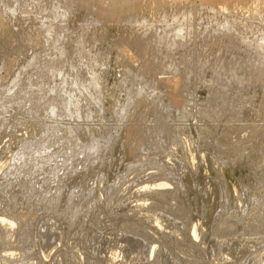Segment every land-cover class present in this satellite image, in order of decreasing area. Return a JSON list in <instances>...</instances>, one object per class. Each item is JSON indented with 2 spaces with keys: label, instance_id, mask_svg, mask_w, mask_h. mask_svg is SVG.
<instances>
[{
  "label": "rangeland",
  "instance_id": "rangeland-1",
  "mask_svg": "<svg viewBox=\"0 0 264 264\" xmlns=\"http://www.w3.org/2000/svg\"><path fill=\"white\" fill-rule=\"evenodd\" d=\"M109 2L0 0V79L6 77L3 81L0 80V98L13 85L15 73L24 71L22 68L31 62L33 55L39 54L40 57L34 68L38 71L37 74L28 71L27 74H32L30 79L26 74L22 75L21 80L26 85L17 91L33 92L29 100L24 101L23 105L12 104L14 110L9 114L1 109L0 102V150H4V154L3 150L0 151L3 155L1 157H11L21 147L24 136V140L32 142L41 138L49 139L51 136L54 139H65L64 133L48 132V128L68 127L72 118L65 116L61 121L52 119L53 116L50 118V114L45 117L47 112L44 107L59 100L56 93L60 92L57 89L62 86V78L68 82L77 79L80 83L87 80L86 66L89 57L83 61L81 57L84 54L102 55L101 62L106 65V70L100 73L106 83L101 101L106 115L101 116L93 101H83L82 112L91 109L93 115L88 120L84 118L75 122L80 130L76 133L80 136L83 148L70 147L69 143L71 149L67 148L65 153L66 147L59 150L62 154H51L50 162L57 170L64 163L62 155L71 159L65 161L69 165L66 177L63 172L59 175L64 181L61 183L60 180H54L49 173L40 178L27 177L25 181H20L21 177L11 179L12 181L0 179V214L12 217L23 214L25 220L24 229L18 232L21 243L15 241L17 238L13 235L3 236L0 239V250L18 247L22 253L17 264H78L80 255L84 257L82 264H262L264 229L259 228V218L250 216L247 221L249 224L245 223L247 230L237 232V237L233 234L234 230L230 231V225L227 228L228 224H225L227 221L237 223L232 220L237 214L234 211L235 193L242 194L244 187L254 188L258 184L259 180L250 165L254 162L253 156L260 155V150L245 152L236 159L238 162H223L219 158L216 143L212 142L205 151V159H201L197 167V187L186 183L189 188L186 200L177 202L176 205L170 200L167 203L162 202L157 209L152 207L153 204H147L148 214L157 213L162 217L165 230L159 235L164 234L163 236H157L151 231L149 219L141 218L137 212L130 211L132 206L140 204L137 200L142 197L131 194L137 181L133 183L134 186L132 181L126 182V179L132 178L130 167L135 161L146 160V163H140L137 171L140 174L141 170L144 171L149 166L163 165L169 158L178 156L170 131L174 125L205 124L204 119L195 112L194 106L188 109L185 117H179L181 110L176 105L178 103L173 104L170 93L161 84H157L161 78L180 75L183 81L179 100L183 103L190 101L199 109L208 108V112L217 114V118L209 123L215 126L214 139L223 135L229 126L264 123V82H261L264 79L259 80L253 68L260 62L264 68V59L257 63L250 62L254 54V44L260 38L258 31L261 26L264 27L262 21H249L253 23L251 25L248 18L240 14L234 15L235 19L232 14H228L231 18L225 19L224 16H218L201 6L197 0H184L181 5L169 1L153 10L145 9L141 11V15L137 11L134 14H124L118 20L105 17L102 22L97 12ZM238 5L242 4H231L232 8ZM242 6L251 7L247 4ZM253 8L264 10V3L254 4ZM187 10L196 11L198 14L177 17L176 14H184ZM65 11L67 14L62 16ZM141 16L147 18L143 25H140L143 20ZM223 25L227 29L236 30L235 46L226 45L222 39L213 41V36L223 30ZM46 26H50V32L56 34L55 39L47 40ZM240 38L248 45L243 44ZM137 43L142 48L150 49V52L137 50ZM124 47L133 50L137 62H127L119 57V51ZM146 63L150 64L149 69L145 68ZM54 67L60 68L62 75H58ZM128 73L132 74L128 76ZM39 87L47 89L43 101H39L40 92L35 94ZM215 92L220 97L209 102L211 94ZM129 98L132 101L135 99L130 110L124 117L118 116L116 112L128 103ZM136 122H139L142 130L140 149L143 153L135 152L126 139V128ZM101 135L107 136L103 140L104 144L88 159L85 158L88 161H82L84 155H80L81 150L93 140L92 136L100 138ZM110 136L113 138L108 139ZM192 137L194 140L198 138L194 127ZM103 167L107 168L106 185L102 189L100 204L93 205L92 197L95 193L90 189L93 182L99 180L98 173ZM221 181L229 190L230 199L226 201V207L219 184ZM129 184L134 190L128 194ZM196 223L201 228L202 236L196 244L197 247L186 241L189 228ZM261 224L264 226V219ZM54 234L58 239H55ZM134 236L143 239L137 240L138 237ZM150 236L153 237L152 243ZM227 238L242 241L244 250L237 257L232 255L233 258L229 259L227 256L231 252H222L217 248V243ZM133 240L134 245L131 244ZM149 242L150 245L155 242L159 258L156 256L153 260V257H147ZM121 247L122 256L114 263L109 262L112 249L117 251L120 248L121 251ZM180 249L183 251L180 252ZM163 254L167 256L164 257ZM140 259L142 260L139 263L137 260Z\"/></svg>",
  "mask_w": 264,
  "mask_h": 264
},
{
  "label": "bare ground",
  "instance_id": "bare-ground-1",
  "mask_svg": "<svg viewBox=\"0 0 264 264\" xmlns=\"http://www.w3.org/2000/svg\"><path fill=\"white\" fill-rule=\"evenodd\" d=\"M109 1L110 2L107 3L104 7L101 6V8L97 12V16L99 18H101L100 21L104 20L105 17H112V18H115L118 20L124 14H127V15L134 14L137 11L139 12L138 14H140V13H142L141 11H143L145 9L153 10L154 8H158L159 6H163L164 4H166L169 1L171 3H175L177 5H181V3L184 0H109ZM197 1H198V3H200L201 6H203L207 10L210 9V11H212L214 14H217L218 16H224L225 19L231 18V16L228 17L229 16L228 14H232L233 17L236 14H240V15L246 16L248 18V23L251 25H253V23L256 19L257 20L259 19L260 21H262V23L264 25V10H257L255 8H253L254 4L264 3V0H197ZM259 1H261V2H259ZM234 2H239V4H242V5L247 4V5H250L251 7H244L242 5H238L239 7L236 6V7L232 8L231 4H233ZM186 7H188V6L186 5ZM197 9L198 8H196V10ZM66 14H67V11H65L62 14V16H65ZM197 14L198 13L196 11L187 10L186 13H184V14H176V15H177V17H182L185 15H193L194 16ZM235 18L236 17H234L233 19H235ZM141 19H143V20L140 22V25H143L144 23H146V21H144V19H147V18H144L143 16H141ZM249 21L253 22V23H250ZM225 22H228V21H225ZM227 28H228L227 26L225 27V25H223V30L220 33H218V35L213 36L214 37L213 41L222 39V42H225L226 45H229V44L234 45L235 40H236L235 38H237V36L236 37L234 36L236 34V32H235L236 30H230ZM260 28L261 29H259V31H258V33H260V38L254 44V51H253L254 54H253V57L251 58V61H250L253 63H257L258 60L264 59V27L261 26ZM46 31L48 32L47 33V40H52L53 38L55 39L56 34L50 32V26H46ZM178 33H180V32H178ZM240 39L243 42V44L248 45V43L243 38H240ZM252 45L253 44H250V46H252ZM136 46H137L136 47L137 50H139L141 52H145V53L150 52V49L142 48L139 43H137ZM119 52H120L119 57L121 59L127 60V62H130V61L131 62H137V58L135 57L133 50H131L130 48L124 47ZM40 56H43V55L40 54ZM87 57H89L88 61H87L88 63L86 66L87 67L86 70L88 72L87 80L85 82L80 83L77 79H72L70 82H68V80L62 78V80H61L62 86H60L57 89V91H60V92L59 93L55 92L58 95L57 98L59 100L48 103L46 105V107H44L45 108L44 110L47 112V115L45 114L46 115L45 117H48L49 116L48 114H50V118L53 116L52 119L61 120L65 116L72 118V123L70 125H68V127L63 126L62 128H59V127H57V128L49 127L48 128V132H51V131H54L55 133L62 132V133H64L63 137L64 138L66 137V138L65 139H63V138L54 139V137L51 136L49 139H42L41 138V139H38V140H35L32 142L29 140L28 141L24 140L25 136H24V139H22L23 138V134H22V137H20V136L19 137L22 139L21 141H23V143L21 144V147L17 151H15L14 153L11 151L13 153V155L11 157H8L7 156L8 154L6 155L7 157H1L3 155L0 154L1 155L0 156V179H2L4 181H12L11 179H14L16 177H18V178L21 177L20 181H25V179H27V177L33 178L35 176V178H40L43 176V174L49 173V174H51V176L54 180H57V181L60 180L61 183H62V181H64L63 179H61V177L59 175L63 172V174L65 176L66 171L68 170V167H69V165L67 163H65V161L67 160V162H68L71 159H67L65 157V155H62L61 157L64 158V163L59 165L58 169H60V170H57V169H54L52 167L53 163L50 162V160L52 161L51 154L54 152L58 153V154H62V151L61 152L59 151L61 148L66 147V150L64 151V153H65L67 151V148L71 149L70 147L81 146V144H80L81 141L79 139L80 136L78 137V135L76 133L78 130V128H77L78 125H76L75 122L76 121H82L84 118H86L88 120V119L93 117L91 109H89V110L87 109V110L82 112V107L84 104L83 101H88V100L93 101L95 103V105L99 108V112H100L101 116L104 117L106 115L104 106L101 105V101L104 97V91L106 89V83L102 80L101 74H100L106 70V65L103 62H101L102 55H98V54L92 55L91 54V55L87 56V54H84V56H82L81 58H83V61H84V59H86ZM31 58H32L31 62L30 63L28 62V64L25 65L26 67L22 68L24 71L15 73L16 75L14 76V80L12 79L13 85L11 84L12 86L10 87V83H8L10 88L8 89L7 94L3 95V97L0 98V102L2 105L1 109L5 112H8V114L10 111L12 113V111L14 110L12 107V104L18 103L20 105H23V102L28 101L30 96L33 93L30 91L28 93H17V91L20 90L22 86L26 85V83L24 84V81L21 80L22 75L26 74L28 76V79H30L32 74H27L28 71H31V72L36 73V74L38 72L34 68L36 67V65H35L36 60L38 58H40L39 54H37V56L33 55V57H31ZM260 63H259V65L253 66L254 74L259 77L258 78L259 80L264 79V68L261 66ZM25 64H26V62H25ZM149 67H150V64L146 63L145 68L149 69ZM54 71L58 75H62L61 74L62 70L60 68L54 67ZM128 71H130V70H128ZM131 74L132 73H128V76H130ZM2 77H5V76H2ZM5 78H3V79L1 78L2 81ZM258 79L256 78L257 81H258ZM182 81H183V78L180 75H174L172 77H166V78L164 77V78L159 79L157 81V84H161L162 87L166 91H168V93H170V98H171V101L173 104L178 103L176 105H178L179 110H181L179 113V117H181V118L185 117V115L188 114V111H189L188 109L191 106H194V108H196L195 112L199 113V116L204 119L205 124L192 126L189 124H183L182 123V124L174 125L173 129L170 130L172 137L174 138V146L176 147L175 153L178 155V156H176V158L173 157V158H175L174 160H172L173 159L172 157H171L172 159H170L168 157L169 158L168 162L167 163L164 162L163 165L158 164L155 166H149L148 168H146V170H144V171L141 170L143 173V176L141 175V171H140V174L139 173L137 174V171H139L140 163L142 162V164H144V163H146V160L134 162V164L130 167L131 168L130 169L131 170L130 176L132 178L126 179L127 180L126 182L128 183V182L132 181L131 184H132V186H134L133 183L137 181L136 182L137 185H135V188H134L135 190H134L133 187H131V185L129 184L131 188L129 187L130 190L128 189V194H129V192L131 193V191L134 190L131 194L138 196V197L141 196L142 198L137 200V202L138 203L140 202V204H135L132 207L130 206L131 207L130 211L132 210L134 212H137L138 215L139 214L141 215V218L149 219L150 220V226L149 227H150L151 231H154L155 234H157V236H163L164 234L159 235V233H161L165 227L163 225L164 221L162 220V217L159 216L157 213L148 214L149 209H147V204H153L154 206H152V207L157 209L158 204H160L162 202L167 203L170 200L172 202H175V205H176L177 202H181L182 200H186L188 198V189H189L186 187V183L196 186L197 174H198L197 173V171H198L197 167H199L198 165H199L200 160L205 159V157H206L205 151L210 146V144L212 142L216 143L217 151L220 153L219 158L222 159L223 162H228V161L229 162H236V161L238 162V160H236V159L239 158L241 155H243L245 152H247V151L256 152V150H260V155H254L253 156L254 162H252L250 165V168L255 171V175L257 176V179L259 180L258 184L254 188L244 187V191L242 194L238 193V192L235 193V204H236L235 207L236 208L234 209V211L237 214H236V217L232 218V220H235L237 223L235 224V222H233V221L232 222L234 224L229 223L228 221L225 222V224H228L227 228H229L228 226L230 225V228H229L230 231L234 230L233 234L235 237H237V235H238L237 232L241 233L242 231H244L247 228V224H245V223L249 220L250 216L258 217L261 222L264 219V123H256V124H253L250 126H242V125L236 126V127L235 126H229L228 130L223 135L214 139L213 129L215 128V126L213 124H209V123H210V121H213V119L215 120V118H217V116H216L217 114L211 113L210 111L208 112L207 111L208 108H206V110H204L202 108L199 109L196 107L195 104L192 105L190 103V101H187L185 103H183V101H180L179 97L181 94ZM258 82H260V81H258ZM261 82L263 83L264 80ZM1 85H3V84H1ZM4 86L6 87L7 85H4ZM68 86H69V88H67ZM2 88L3 87L1 86V89ZM6 88H8V86ZM61 88H62V90H61ZM45 89L46 88L39 87L38 91L35 92V94H37V92L39 94V92H40L39 101H43L45 99V96H46L45 93L47 92V91H45ZM4 90L7 91V89H4ZM13 90H15V92ZM12 91H13V93H12ZM0 95H2L1 92H0ZM218 96H219V94H217V92L212 93L210 96L211 98H210L209 102L214 101L215 99L218 98ZM113 101L115 102L116 98ZM134 101H135L134 98H133V101L131 100V98H129L128 103L125 106L120 107L118 109V112H116V114H118V116H120V117L121 116L124 117L125 114H127L128 111L130 110V107L134 103ZM182 104H183V107H181ZM38 105H36V106H38ZM149 105H151V104H149ZM242 105H244V104L242 103ZM45 111H44V113H45ZM0 112H2V111H0ZM84 114H86L85 117H84ZM1 115H3V114H1ZM5 115H6V113H5ZM239 117H240V115H239ZM57 123H60V122L58 121ZM138 123L139 122H136L135 124L126 128L127 142H130V146L135 149V152L141 151L140 148L142 145V137L140 134L142 130L140 129ZM29 126H31V125H29ZM192 127H194L196 132H197V137H198L197 140H194V138L192 137ZM30 130H31V127H30ZM78 132H80V130H78ZM89 132H90V130H89ZM28 134H30V133H28ZM92 137H93L92 138L93 140L89 143V145L85 146L86 148L83 149V151L80 149L81 150L80 155H82V154L84 155V159L82 158V161L84 160V162L88 161V160H85V158L88 159V157H90L91 154L95 153L102 146V144H104L103 140L107 139L106 135H101L100 138H94L95 136H92ZM112 138H113L112 136L108 137V139H112ZM99 139H102V140H99ZM55 140H57V141H55ZM69 143H70V147L68 146ZM0 146H1V144H0ZM5 146H7V145H5ZM193 146H196V147L193 148ZM7 147H9V145ZM81 148H83V146H81ZM1 150H3V148H1ZM2 152H3L2 154H4V150ZM56 158H57V156H56ZM79 160H81V159H79ZM81 164H82V162L80 163V165ZM106 167H103L101 169V171L98 173L99 180L98 179L95 180V182H93L92 188L90 189L91 192L95 193L94 197H92V201L94 203L93 205H96L97 203L100 204L102 189L106 185V178H105V176H107V174H106L107 168ZM139 175H141V177L138 178ZM223 181H221V183H219V184H220L221 192H222L223 199H224L223 202L226 204V205L224 204L226 207V206H228L226 201L229 198V190ZM121 184H119V186ZM122 187H124V186H122ZM120 189H122V188H120ZM253 199H255V201L252 202L251 200H253ZM228 203H229V201H228ZM77 206H78V204L75 205V207H77ZM180 210H181V208H180ZM172 215H173V213H172ZM172 215H170V216H172ZM168 217H169V214H168ZM23 218H24L23 214H19V216H17V217H12L11 215H8V214H0V239L2 240L3 236L13 235L14 237L17 238L15 241H18V243L20 244L21 240H20L18 232L21 229H24L25 220ZM253 220H252V222H253ZM261 222L258 225H259V228H261V230H262V229H264V226H262ZM253 223H255V222H253ZM225 224H222V225H225ZM200 229L201 228L197 226V223H196V225L195 224L191 225V227L189 228L188 233H187V237H186L187 240L186 241H188V243L192 244L193 246L197 247L198 245H196V244H198L197 242L202 237ZM171 232H173V231H171ZM148 234L151 235V233H149V232H148ZM152 235L154 236V234H152ZM174 235H175V232H174ZM223 235H221L220 237H222ZM256 235H254V236H256ZM122 236H125V235H122ZM151 236H150V238H151ZM165 236H167V235H165ZM181 236H182V234H181ZM54 237H55V239H58V238H56L57 236H55V234H54ZM54 237H52V235H51V238H52L51 240H53ZM137 237H135V238H137ZM225 237H227V236H225ZM152 238H151V243H152ZM223 238L224 237H222V239ZM5 239H7V238H5ZM9 239H11V238H9ZM39 239H40V237H39ZM139 239H143V238L138 237L137 240H139ZM147 239H149V238H147ZM175 239H177V236L175 237ZM180 240H182V239H180ZM8 242H10V241H8ZM11 242H12V239H11ZM41 242H43V240ZM158 242H160V241L158 240ZM154 243L152 245H150V242H149L150 248L148 247L147 252H146L148 255L147 257L149 259L153 257V260H154V257H156V256L158 257V255H159L158 250H157V246ZM131 244L134 245L135 240H133V242H131ZM185 244H186V242H185ZM13 245H16V244L13 243ZM11 246H12V244H11ZM217 246H218L217 248L222 250V252L225 250H226V252H231L230 256H227L229 259L233 258V256L239 255L240 252L244 250L243 249L244 245L242 244V241L239 239L237 242L234 240V238L233 239L227 238V240H223L222 242L217 243ZM8 248L9 249L5 248L3 250H0V264H17V260L20 259L22 252L20 253L19 252L20 250L16 246H13L11 248L8 247ZM192 248H194V247H192ZM158 249H160V248H158ZM112 250H113L112 258L109 260V262L114 263L116 260H118L120 258V255L123 254V252H122V247H121V251H119L120 248L117 251H114V249H112ZM181 250L182 249H180V252H181ZM218 253H219V251H218ZM225 253H224V255H225ZM259 254L261 255L262 252ZM164 255L165 254H163V256ZM221 255H223V254H221ZM160 256H162V255H160ZM165 256H167V254ZM46 260H47V257H46ZM83 260H84V257H82V255H80L78 264H82L81 262ZM132 260L135 263V259L132 258ZM132 260H131V262H132ZM141 260L142 259L137 260V261L139 262ZM259 260H260V258H259ZM263 262H264V260H263ZM263 262H262V264H264ZM41 263H43V262H40V264ZM44 263H45V261H44ZM36 264H38V263H36ZM108 264H110V263H108ZM146 264H147V262H146ZM152 264H155V263H152Z\"/></svg>",
  "mask_w": 264,
  "mask_h": 264
}]
</instances>
